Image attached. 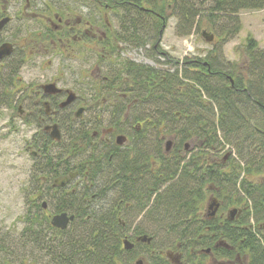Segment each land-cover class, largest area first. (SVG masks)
Instances as JSON below:
<instances>
[{"label":"trees","instance_id":"trees-1","mask_svg":"<svg viewBox=\"0 0 264 264\" xmlns=\"http://www.w3.org/2000/svg\"><path fill=\"white\" fill-rule=\"evenodd\" d=\"M28 2L33 4L35 0ZM105 4L114 11L120 10L117 27L111 33L114 38L110 37L107 46L113 42L140 48L149 45L150 58L155 60L159 56L165 61H169V57L161 51L160 40L170 17L167 10L177 20L174 34L187 36L204 27L206 32L212 30L217 37H224L225 40H220L226 42L240 29L237 19L241 10L264 8V0H104L103 7ZM203 19L205 24H202ZM114 50L110 56H115ZM245 52L248 62L244 72L233 64H224L220 49L219 55H208L207 60L186 58L180 63L182 66L177 62L174 71L130 59H121L118 71H112L116 64L106 69L112 77L127 76L126 86L133 90L137 105L145 103V112L153 115L154 130L167 122L168 128L177 134L173 154L177 158L168 160L158 150L159 161L163 163L151 177L152 191L143 202L149 204L151 196L161 188L154 179L168 182L151 202L149 218L158 224L152 222L154 228L177 235L178 249L184 251L190 261L192 249L196 248L193 250L196 253L197 248L212 246L221 256L231 258L233 253L246 254L247 264H264V184L245 177L264 172V48L250 37ZM15 73L11 69L8 79L1 83L8 89L6 99L12 98L10 83ZM217 128L223 132L225 141L234 145L243 167L230 164L229 159L218 163L205 157L207 152H218L217 147H221ZM185 140H195L198 149L188 159L181 156L183 151L177 154L182 147L186 148ZM111 168L103 175V190L113 187L115 172ZM206 182L213 183L219 194L225 189L227 198L230 195L235 203L242 199L250 202L240 215L241 219L210 220L200 216V204L208 188L204 185ZM134 185L138 186L136 182H125L127 199L132 194L138 197L140 191L134 189ZM25 220L24 235L29 241L27 244L34 248L35 256L40 254L36 257L38 263L39 259L47 260L43 264L115 263L112 256L117 242L104 225H99L96 231L81 227L74 232L68 231V235L66 232H42L37 239L42 244L38 246L31 211Z\"/></svg>","mask_w":264,"mask_h":264},{"label":"flooded vegetation","instance_id":"flooded-vegetation-1","mask_svg":"<svg viewBox=\"0 0 264 264\" xmlns=\"http://www.w3.org/2000/svg\"><path fill=\"white\" fill-rule=\"evenodd\" d=\"M26 1L27 7L32 5L29 0ZM101 5L103 6L102 3ZM104 7L114 11L107 4ZM52 12V4L45 3L43 12L36 16L42 21L44 28L47 27L41 33V39H35L37 43H34V46L44 47L45 53L48 54V47H45L44 43L49 41L53 55L64 53L67 73L68 60L72 61L74 48L77 58L78 55L87 53L89 45L94 46L89 53L94 67L98 68L99 63H105L104 66L108 68L112 66L113 63L110 62L112 55H109L111 50L115 49V58L121 50L118 46L119 42L107 46L110 37L114 38L108 20L102 23L98 18L95 22L90 20L83 22L79 17L76 21L70 22L68 5L64 12L54 11L53 19ZM2 13L0 19L8 16L5 11ZM10 20L9 16V22ZM83 23L91 27L80 28ZM3 42H10L14 49L11 55H6L0 60V64L17 53V45L8 40L0 44ZM21 56L23 58L24 53ZM121 59L125 60L118 57L116 68L112 71L121 68L118 67ZM106 71L92 79L93 82L89 84L92 90L89 97H83L79 92L77 94L68 88V84L63 87L50 80L35 87L36 96L33 103L25 101L22 103L14 99L13 89L18 86L19 81L12 79L10 83L12 98L3 99V106L10 108L18 117L23 131L25 127L29 128V132L31 130L29 138L23 141L21 149L26 154L29 151L27 154L30 160L29 191L32 199L31 207L29 206L27 210L33 213L35 219L37 234L35 242L41 246L42 242L37 239L42 232H50V234L66 232L68 235V231L74 232L81 227H91L90 229L96 231L99 225H104L117 242L116 251L112 256L115 262L113 264H131V262L132 264H182L181 260L177 262L176 257L180 252L168 248L165 252L167 257H163L160 246L158 248L152 245L153 235L146 233V227L139 226L141 220H148L150 216L148 210L152 207L151 202L157 193L168 185V182L163 181L164 179H154L161 188L151 196V202L145 205L144 202L152 191L151 177L159 171L163 163L159 161L157 155L161 147L160 145L156 147L152 140L153 115L149 112L143 114L133 112L140 105H137L138 99L132 93L133 90H129L126 86L127 76L112 77L110 72ZM16 75L17 71L14 77ZM97 78L101 79V86L98 85ZM49 84H53L55 89L46 91L44 86ZM69 91H72L75 97L72 102L64 104ZM105 92L108 96L101 101L99 96ZM54 130L58 131L59 139L51 136ZM164 150L168 153L170 149L166 150L165 146ZM153 154L155 157H152ZM109 167H112L111 170L115 172L116 178L113 179V187L107 186L103 190V175ZM127 181L137 183L138 186L134 185V189L140 191L139 198L132 194L127 199L124 193L126 188L123 187ZM101 190L103 192H99ZM72 200L74 202H69ZM61 213L73 216L65 229L52 225V218ZM215 216V214L214 216L207 214L210 220L218 219ZM148 227L152 228L149 225ZM144 237L149 241L143 240ZM126 240L130 245L129 248L125 247ZM217 246L216 243L215 247ZM203 249L206 253L213 250L212 246H205Z\"/></svg>","mask_w":264,"mask_h":264},{"label":"rangeland","instance_id":"rangeland-1","mask_svg":"<svg viewBox=\"0 0 264 264\" xmlns=\"http://www.w3.org/2000/svg\"><path fill=\"white\" fill-rule=\"evenodd\" d=\"M98 2L104 4V0H35L32 5L27 7L25 6L24 0H0V11H5L11 17L10 22L0 34V42L8 40L14 43V45H17V53L0 64V264H43L47 262L45 259H39L41 262H37L36 257L40 256V254L38 252V255L35 256V250L31 244H27L29 241L25 237L23 230L26 221L25 216L28 213L27 208L29 206L31 207L30 202L32 196L29 191L31 187L29 183L30 160L27 155L29 151L27 154L24 153L21 145H23V141H27L31 130L29 132V128L25 127L23 131L18 117L10 108L3 106V99L6 98L8 90L4 89L1 83L8 79L7 75L11 69L17 71V75L13 77V81L18 79L19 83L13 89V96L14 99L20 100L22 103H24L23 101L33 103L36 96L35 87L37 88L39 84L50 80L63 87H66L68 84V88L77 94L79 92L82 94L81 96L89 97V93L92 92L89 85L93 82L92 79L104 72V70L106 71L108 67L104 66L105 63H99L98 68L94 67L93 59L89 55L90 50L94 46L89 45V49L86 51L87 53L84 52L83 55H78L77 58H75L77 52L76 48H74V57L72 61L68 60L67 73L64 53L53 55L50 51L49 41L44 43L45 47H48V54L45 53L44 47L39 46L37 48L34 46V43H37L35 39L40 40V35L44 31L43 29L47 27L44 28L42 21L36 18V16L43 12L45 3L52 4V19L54 11L64 12V9L68 5V20L70 22L76 21V18L79 17L83 22L86 20L95 22L98 18V21L102 23L108 20L111 33H113L112 31L117 27L120 10L116 9L112 11L103 7ZM166 13L170 17L167 23H165L166 26L161 35L160 48L161 51L167 53L169 61L166 59V62L157 56L155 60L154 58H150L151 51L148 50L150 49L149 45L145 48H140L130 46L123 42L118 43L121 50L118 53V57L128 58L138 63L149 64L158 69L174 71L177 65L182 66L180 63L186 58L197 61L207 60L208 55H219L218 50L220 49L224 64H233L237 69L244 72L243 69L245 68L246 62H248L245 52L247 38H254L258 41L259 47L264 48V8L241 10L238 15L239 19H237L240 23V29L231 38L226 40V42L221 41V38L223 40L225 38L217 37V33L213 34L214 32L212 30H209L213 34L212 41H206L201 35L203 30L206 31L204 27H201L200 30L190 35L178 36L174 34L177 21L175 16H171L169 10ZM202 24H205L204 19L202 20ZM89 27L91 25L86 26L83 23L80 28L84 29ZM188 44L190 45L189 48L187 46ZM23 53L24 57L22 58L21 55ZM117 58L114 55L111 56L110 62L113 64L109 68L115 66ZM97 79L98 85L101 86V79ZM107 96L108 93L105 92L99 97L103 101V98H107ZM125 99L129 100L131 98ZM144 104L135 108L133 112L138 114L145 113L146 107ZM212 105L217 113L216 105L213 102ZM215 123L217 124V122ZM168 126L167 122H164L158 128L159 130H154L153 128L152 140L156 147H158L157 145L161 146L158 149L160 150L159 152L169 160L177 158L173 154H175L174 146L178 138L176 132L171 131ZM216 133L222 142L221 147H217L218 152H214V150L207 152L205 157H210V159L218 163H224L229 159L230 164H237L243 167V160L240 161L234 145L231 142L227 143L225 141L223 132L219 128H217ZM168 143L170 150L167 153L164 149ZM184 144L187 145L186 148L182 149V147L177 154L183 151L181 156L188 159L192 154L197 153L198 149H196L195 140H185ZM222 155H224V158L221 157ZM152 157H155V154ZM245 177L251 179L253 182L258 181L264 184V172L254 173L250 178L248 176ZM204 185L208 188L204 191L203 201L200 204L199 213L202 218L208 219L207 206L209 201L214 197L220 202V206L215 213V218L219 220L225 219L232 209L240 210L235 213L234 218L239 219L246 207L250 205V202L245 201V199H242L240 203L233 202L232 199L234 198H231L230 195V198H227L225 189L221 190L222 194H219L220 191L213 183L206 182ZM245 202H248V205ZM148 221L151 223L149 224ZM152 222L154 223L151 218H148L147 221L141 220L139 226L146 227V233L149 232V235H153V247L157 246L159 248L160 246L161 254L165 258L167 257L165 256V252L168 248L174 252L181 253L182 250L177 249L179 243L177 241V235L170 231L168 233L163 228H154L155 223L153 224ZM250 222L253 223L252 219H250ZM148 225L152 228H149ZM194 249H192V252H190L191 255H189L192 257L191 261L187 258L188 256L184 257L182 254V264H196L199 261H202L203 264H247L248 262V256L246 254L233 253V257L227 258L213 250L212 252L206 253L201 248H197L198 251L195 253L193 251ZM195 255L198 256L195 257ZM125 256L127 258L129 257L128 255Z\"/></svg>","mask_w":264,"mask_h":264},{"label":"water","instance_id":"water-1","mask_svg":"<svg viewBox=\"0 0 264 264\" xmlns=\"http://www.w3.org/2000/svg\"><path fill=\"white\" fill-rule=\"evenodd\" d=\"M9 22V17L8 16H5L2 17L0 19V31L3 29V27ZM201 35L202 37L206 40V41H212L213 39V34L210 33V32H206V31H202L201 32ZM13 45L10 43V42H3L0 44V60L3 59L4 57L9 56L12 54L13 52ZM44 89L46 91H52L55 89L54 85L53 84H49V85H46L44 86ZM75 97V94L72 92V91H69L68 92V98L67 100L64 102V104L66 103H69V102H72V100L74 99ZM80 111L77 112V114H79ZM51 136H53V138L55 139H59V133L57 130H54L51 132ZM169 149V143L167 144L166 146V150ZM219 207V202L218 200L214 197L213 199H211L208 203V206H207V214L209 216H214V214L216 213V209H218ZM237 212V209H232L229 211V217L230 219L233 218V216H235V213ZM73 219V216H68L66 213H61V214H58L56 216H54L52 218V225L56 226V228H61V229H65L67 226H68V223L70 220ZM147 238L144 237L143 240H146ZM149 241V239H147ZM125 244V247L126 248H129L130 245H128V241L126 240L124 242ZM176 257L178 258L179 255H176ZM138 264V263H137Z\"/></svg>","mask_w":264,"mask_h":264},{"label":"bare ground","instance_id":"bare-ground-1","mask_svg":"<svg viewBox=\"0 0 264 264\" xmlns=\"http://www.w3.org/2000/svg\"><path fill=\"white\" fill-rule=\"evenodd\" d=\"M235 218V216H233V218L232 219H234ZM228 219L229 220H232V219H230V217H228ZM180 256L177 258V262L179 263L180 262V260H181V257H182V254H183V256L185 257V252L184 251H181V253H178Z\"/></svg>","mask_w":264,"mask_h":264},{"label":"built area","instance_id":"built-area-1","mask_svg":"<svg viewBox=\"0 0 264 264\" xmlns=\"http://www.w3.org/2000/svg\"><path fill=\"white\" fill-rule=\"evenodd\" d=\"M187 46H188V48L190 47V45H189V44H188Z\"/></svg>","mask_w":264,"mask_h":264}]
</instances>
